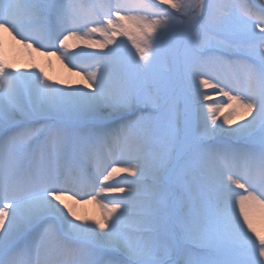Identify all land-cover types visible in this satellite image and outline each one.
<instances>
[{
	"label": "snow or ice",
	"instance_id": "1",
	"mask_svg": "<svg viewBox=\"0 0 264 264\" xmlns=\"http://www.w3.org/2000/svg\"><path fill=\"white\" fill-rule=\"evenodd\" d=\"M0 264H264V0H0Z\"/></svg>",
	"mask_w": 264,
	"mask_h": 264
},
{
	"label": "bare ground",
	"instance_id": "2",
	"mask_svg": "<svg viewBox=\"0 0 264 264\" xmlns=\"http://www.w3.org/2000/svg\"><path fill=\"white\" fill-rule=\"evenodd\" d=\"M93 39H102V37H93ZM74 43H76L78 45V47L75 49V51H79L80 47H84V45L80 44L78 41H74ZM17 49V46H16ZM15 48H11L10 49V56H12L13 58H15L18 62H22V63H28L26 61H23L20 58V54L17 52ZM89 51H93L95 49H87ZM106 50V49H105ZM35 63H38L41 65V67H43L45 69V71L47 72V74L49 76L52 77V79L54 81H59L62 79L63 77V69L61 70V68H63L60 59L58 58V56L56 55H51V56H44L40 54V61L38 62L37 60H34ZM69 77L73 78V81H77L79 79H81L80 76L73 74H70ZM68 78V77H67ZM75 79V80H74ZM214 83V82H213ZM217 100L222 99L221 97H215ZM121 167H123L124 165H120ZM123 176H127V174L122 173ZM128 179H131V177H128ZM122 179L120 178H116V176L113 178V182H114V186L120 184L123 185L121 187H127L126 183H121ZM243 182V181H242ZM114 195H122V194H114ZM75 210L76 212H81L82 216H95V217H100V213L98 211H94L93 206L91 205H86V204H77L75 206ZM78 214V213H77Z\"/></svg>",
	"mask_w": 264,
	"mask_h": 264
},
{
	"label": "rangeland",
	"instance_id": "3",
	"mask_svg": "<svg viewBox=\"0 0 264 264\" xmlns=\"http://www.w3.org/2000/svg\"><path fill=\"white\" fill-rule=\"evenodd\" d=\"M101 37L99 34H96L94 37ZM118 39H120V38H118ZM123 39H127V38H123ZM70 43H74V41H70ZM129 47H131V44H130V42H129ZM15 49H16V47H15ZM17 52L20 54V58L23 60V61H26V62H31L33 59L34 60H37L38 62L40 61V53H33V57L32 58H30L29 56H28V54H27V51L26 50H24L23 48H21L20 46H17ZM75 50V49H74ZM134 50V49H133ZM62 64H64V65H62L63 66V68H61V70L63 71V77H62V79H64V80H70V81H72V82H74L73 81V78L72 77H69L70 76V74H73V73H75L76 71H80V69H74L72 72H70L69 71V68L71 67V65H68V66H65L66 65V62H62ZM68 77V78H67ZM75 80V79H74ZM233 94H235V93H233ZM228 111V109H225V112H227ZM237 119H238V117H237ZM116 178H120V179H122V181L124 180V178H125V176H123V174L121 173V174H119V175H117L116 176ZM124 185V184H123ZM123 185H120V184H118V185H116V187H121V186H123ZM105 203H107V200H105L104 201ZM86 205H91V206H93V209H94V211H98L99 213H100V215H101V212H102V209L100 208V206H99V204L98 203H96V202H89V203H86ZM78 213V215H81V212H77Z\"/></svg>",
	"mask_w": 264,
	"mask_h": 264
}]
</instances>
